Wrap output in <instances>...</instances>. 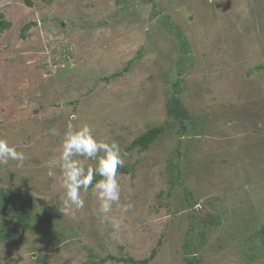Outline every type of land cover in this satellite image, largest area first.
Here are the masks:
<instances>
[{
  "label": "rangeland",
  "instance_id": "rangeland-1",
  "mask_svg": "<svg viewBox=\"0 0 264 264\" xmlns=\"http://www.w3.org/2000/svg\"><path fill=\"white\" fill-rule=\"evenodd\" d=\"M0 13L12 23L0 139L26 156L0 166V198H30L50 224L0 216L16 238L0 241V264H141L154 251L149 264H264V235L248 241L264 222V0H0ZM176 99L182 122L168 116ZM68 123L120 145L121 204L133 207L114 205L118 233L91 187L82 210L60 211ZM161 127L147 151L130 149Z\"/></svg>",
  "mask_w": 264,
  "mask_h": 264
},
{
  "label": "clouds",
  "instance_id": "clouds-1",
  "mask_svg": "<svg viewBox=\"0 0 264 264\" xmlns=\"http://www.w3.org/2000/svg\"><path fill=\"white\" fill-rule=\"evenodd\" d=\"M79 157L95 160L96 166L86 168ZM25 159L24 152L17 151L15 146L0 139V166L8 165L9 161H16L17 167H23ZM51 163L54 166L56 162ZM124 163V154L121 153L117 141L109 142L98 138L89 124L77 128L68 123L59 157L63 189L60 210L62 214L75 215L77 211L82 210L85 207L82 193L91 187L98 201V211L103 214L105 220L111 222L114 234L118 233L122 222L109 215L113 212L114 205L124 214L133 207L131 203L121 204L122 188L118 170ZM49 175H54L51 168ZM97 177L100 179H96Z\"/></svg>",
  "mask_w": 264,
  "mask_h": 264
},
{
  "label": "trees",
  "instance_id": "trees-1",
  "mask_svg": "<svg viewBox=\"0 0 264 264\" xmlns=\"http://www.w3.org/2000/svg\"><path fill=\"white\" fill-rule=\"evenodd\" d=\"M43 1L46 2L48 0H43ZM35 24L37 23L35 22ZM31 26L32 24H25L23 26L22 33H23L24 38L26 37L25 33L31 28ZM11 28H12V23L8 22L5 19L4 14L0 13V39L2 38V35L4 34V32L10 30ZM168 107H169L168 116L172 117L176 121L178 120L182 122V120L188 114V112L182 107L180 101L177 99L173 100L172 102L170 101V105ZM163 131L164 130L162 127L153 128V129L148 130L145 134H143L142 136L134 140V142L131 144L130 149L131 150L138 149L140 152L147 151L150 148V146L153 144V142L156 141L160 137ZM118 172L127 173V168H124V167L120 168ZM171 173H172V179H171L172 182H176L174 178V174H178L177 179L181 181L180 174L178 173L177 170L173 169ZM185 199L186 201L189 200L188 195ZM193 206L194 204H192V207ZM35 208H36V205L34 204V202H32L30 198L23 199L22 201L20 200L18 201L16 195H12L11 197H8L7 194H3V196L0 198V216L9 218L15 223V225L18 228H21L25 231L35 232L36 230L42 229L41 232H44L45 229H48L50 227V224H47L46 215L44 214L39 215L38 213L35 212ZM45 217H46V225L44 226V228L43 227L40 228L38 226V223H40L42 219ZM35 219L36 221H34ZM258 223L260 224H256L255 225L256 228L252 227L251 234L248 238V241H252V238H253L252 236L254 234L258 236L259 235L262 236V234L264 235V222H258ZM260 227H263V232H261ZM13 236L14 235H10V234L4 235L0 231V241L8 238L9 240L15 243L16 238H14ZM155 254H156V251H154L148 259L143 260L139 263L149 264V262L155 258ZM248 256L250 260L253 259V257H251L250 255ZM117 261L118 262H129L132 264L138 263V262H135L133 258L117 259Z\"/></svg>",
  "mask_w": 264,
  "mask_h": 264
}]
</instances>
